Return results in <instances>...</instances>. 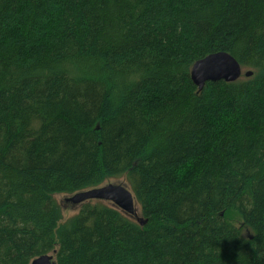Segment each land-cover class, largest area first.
I'll use <instances>...</instances> for the list:
<instances>
[{
	"label": "trees",
	"instance_id": "obj_1",
	"mask_svg": "<svg viewBox=\"0 0 264 264\" xmlns=\"http://www.w3.org/2000/svg\"><path fill=\"white\" fill-rule=\"evenodd\" d=\"M217 51L252 75L198 90ZM121 177L144 225L100 201L61 221L54 195ZM46 253L264 264V0H0V264Z\"/></svg>",
	"mask_w": 264,
	"mask_h": 264
},
{
	"label": "water",
	"instance_id": "obj_2",
	"mask_svg": "<svg viewBox=\"0 0 264 264\" xmlns=\"http://www.w3.org/2000/svg\"><path fill=\"white\" fill-rule=\"evenodd\" d=\"M242 75L249 77L252 71L244 70L238 61L225 51L205 55L196 60L190 69L191 80L198 90H201L207 81L231 82ZM64 201L71 204H81L87 201L107 202L129 218H135L140 226L146 222L141 215H138V204L129 185L120 179L76 191L65 196ZM30 264H56V262L52 253H46L33 258Z\"/></svg>",
	"mask_w": 264,
	"mask_h": 264
},
{
	"label": "rangeland",
	"instance_id": "obj_3",
	"mask_svg": "<svg viewBox=\"0 0 264 264\" xmlns=\"http://www.w3.org/2000/svg\"><path fill=\"white\" fill-rule=\"evenodd\" d=\"M244 70H245V69H244ZM242 76H243V75H242ZM117 179H120V180H122L123 182H125V183L127 184V182H126V180L124 179V177L117 178ZM117 179H108V180L104 181L103 183L113 182V181H115V180H117ZM127 185H128V184H127ZM65 196H68V195H66V194H56V195H54V199L57 201V203H58V204L60 205V207H61V212H62V220H61V221H63V220H65L66 218H68V217L74 215V214L77 212L79 206L81 205V204H71V203H69V202L64 201V197H65ZM138 215H140V206H139V205H138ZM229 217H230V220H231L233 223H235L236 225L238 224V222H239V217H238L237 214L233 213V214H231ZM131 219L135 220V218H131ZM242 230H243V229H242Z\"/></svg>",
	"mask_w": 264,
	"mask_h": 264
}]
</instances>
